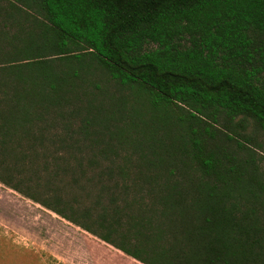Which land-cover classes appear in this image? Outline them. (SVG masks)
<instances>
[{
	"label": "trees",
	"instance_id": "obj_1",
	"mask_svg": "<svg viewBox=\"0 0 264 264\" xmlns=\"http://www.w3.org/2000/svg\"><path fill=\"white\" fill-rule=\"evenodd\" d=\"M16 2L41 17L0 25V183L142 264L78 222L68 192L75 203L95 191L101 221L127 224L146 258L264 264V172L221 128L241 116L264 131V0ZM109 81L142 91L182 134L156 150L152 114L126 135L122 106L104 102ZM187 163L211 184L188 183ZM115 174L150 201L118 198L129 186L112 192Z\"/></svg>",
	"mask_w": 264,
	"mask_h": 264
},
{
	"label": "rangeland",
	"instance_id": "obj_2",
	"mask_svg": "<svg viewBox=\"0 0 264 264\" xmlns=\"http://www.w3.org/2000/svg\"><path fill=\"white\" fill-rule=\"evenodd\" d=\"M33 17H41L36 6L22 5L16 0H0V25L3 22L15 23ZM99 76L97 79L102 80L103 78ZM103 88L111 97L109 100H104L106 104L111 103L114 107L117 104L122 106L120 115L115 117L118 120L115 121L125 128L126 135L125 130L131 135L138 133L139 129L144 128L143 121L151 123L149 118L152 114H155V118L156 115L159 116V112L149 108L144 93L137 88L118 87L111 81L104 83ZM180 112L185 111L180 109ZM160 114L166 117L168 124L171 122L172 116L168 111L161 110ZM159 117L163 123L160 124L155 119V149L160 151V142H171L177 134H182V130L170 127L161 116ZM222 124L225 126L221 128L233 136V147H236L237 142L243 144L244 147L242 151H239V156L243 159L251 157L259 170L264 172V131L248 117L238 116L232 122L223 121ZM132 125L136 126L135 131L130 128ZM185 171L188 183L211 184L210 180L201 177V173L193 164L187 163ZM130 176L133 175L130 174ZM116 179L120 180L116 174L109 177L108 185L112 192H114L113 181ZM120 181L126 182L129 188L126 192L116 190L118 198H140L141 196L145 198V202L150 201L149 196L144 193L140 195L136 188L131 186V180L126 178ZM94 182H96L95 179ZM95 196L96 192L92 191L90 198H78V202L74 203L72 193L68 192L66 199L72 200L75 208L74 213L70 212V214L78 222L87 224L107 239L123 243V247L145 258L149 263L163 264L157 257L146 258L152 256L153 251L132 230L128 231V225L123 221L119 225L112 223L111 219L106 217L107 220L102 222L100 219L101 205L93 203ZM104 198L103 202L106 201L108 195H104ZM227 198L241 197L234 191ZM86 210L89 212L88 215L85 214ZM134 244L140 247L141 250H138L140 253L127 246L132 247ZM0 264L142 263L0 183Z\"/></svg>",
	"mask_w": 264,
	"mask_h": 264
},
{
	"label": "crops",
	"instance_id": "obj_3",
	"mask_svg": "<svg viewBox=\"0 0 264 264\" xmlns=\"http://www.w3.org/2000/svg\"><path fill=\"white\" fill-rule=\"evenodd\" d=\"M118 250V249H117ZM120 251V250H119Z\"/></svg>",
	"mask_w": 264,
	"mask_h": 264
}]
</instances>
